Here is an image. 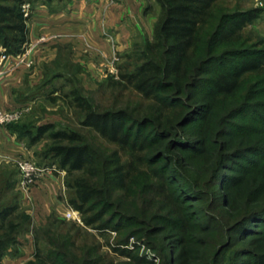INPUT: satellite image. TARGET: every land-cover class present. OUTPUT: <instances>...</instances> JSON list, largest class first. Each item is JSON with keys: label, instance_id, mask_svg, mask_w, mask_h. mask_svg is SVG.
<instances>
[{"label": "trees", "instance_id": "obj_1", "mask_svg": "<svg viewBox=\"0 0 264 264\" xmlns=\"http://www.w3.org/2000/svg\"><path fill=\"white\" fill-rule=\"evenodd\" d=\"M70 1L0 0V62L26 54L30 46L31 15L25 14L26 5L34 11L36 5ZM156 3L160 15L153 39L144 44L139 65L132 71L120 67L115 83V88L131 92L138 102L100 113L77 89L65 96L83 114L81 126L114 146L110 160H100L83 136L69 129L47 125L31 135L30 128L23 131L15 124L9 128L20 141L28 139V147L46 137L52 142L47 157L66 172V188L73 193L69 206L81 215L87 228L101 234L117 231L113 221H105L115 191L122 192L127 200L141 198L139 210L131 216L147 223L153 219L149 213L160 201L168 214V236L182 244L184 258L195 261L202 256L198 253L201 244L193 243V232L202 234L208 229L191 223V213L185 212L177 190L170 187V169L161 160L170 152L167 143L174 152L181 148L183 154L171 156V162L173 166H191L194 176L188 180L179 177L176 180L180 182L174 184H182L189 193L192 187L197 196L209 185L217 163L246 160L249 166L243 167L227 188H219L215 199L225 198L234 228L239 220H251V225L264 223V38L249 29L264 11L232 9L226 0ZM5 185L0 193L14 188L13 182ZM2 206L0 264L9 248L18 245L20 230L19 224L11 222L18 206ZM245 232L242 241L251 243L255 258L264 260V232L261 239H256L259 233L249 231V227ZM114 251L127 261L108 262L92 257L87 250L80 264L138 262L125 249ZM71 261L61 253L43 255L38 250L35 261L27 264H79Z\"/></svg>", "mask_w": 264, "mask_h": 264}, {"label": "rangeland", "instance_id": "obj_2", "mask_svg": "<svg viewBox=\"0 0 264 264\" xmlns=\"http://www.w3.org/2000/svg\"><path fill=\"white\" fill-rule=\"evenodd\" d=\"M226 1L232 9H262L264 11V0ZM41 6L43 5H36L35 9ZM24 11L26 15L30 14L32 17L33 11L29 5L24 7ZM151 12L152 15L155 14L152 9ZM159 15L160 11L156 16L157 21ZM249 29L253 34L264 38V15ZM152 39L142 35L122 54L115 50L113 60L109 66H106L107 68L102 65H93L92 58L88 54L84 56L83 63H77L76 53L69 47H58L54 62L35 63L34 50L37 45L45 43L42 40L34 44L30 43L26 54L20 56L25 58L22 64L19 57L3 59L0 67L9 62L13 71L23 68L26 74L31 76V85L27 86L22 93L32 101L29 100L25 107L18 110L21 112V118L14 124L22 127L23 131L30 128L31 135L36 133L38 127L47 125H54L59 130L75 131L83 136L85 143L91 147L100 160H110L115 150L114 146L103 141L92 130L81 126L83 114L65 96L77 89L100 113L113 111L114 107L116 109L125 108L126 103L133 104L137 99H134L131 92H122L115 88V83L119 81L120 67H126L129 72L139 65L140 51L146 41ZM23 144L29 156L21 160H29L44 171L46 170L42 181L51 177L52 182L60 185L61 188L57 192L52 213L47 216V212L40 204L34 205L30 198L26 197L31 185L24 183L18 166L14 163L13 171L16 176L13 178L14 180L20 178L22 192L17 191V188L1 192L0 205L18 206L11 222L19 224L20 230L17 236L18 245L9 248L2 264H27L35 261L38 250L43 255L61 253L70 261L79 264L83 253L87 250H90L92 257L103 258L108 262L127 261L118 257L114 251L115 248L128 251L138 260L135 264H258L257 261L259 263L264 261L255 258L251 243L242 241L247 233L245 229L248 227L249 231L254 232L255 230L259 233L255 236L256 239L263 238L260 234L264 232V223L251 225V220H239V226L234 228L230 223L226 204L224 205L225 198L215 199L218 197L217 190L227 188L232 180L240 176L242 168L249 166L246 160L235 159L226 164L217 163L214 166L215 170L211 172L212 177H209V185L203 189L204 192L201 195L197 196L191 192L192 187L189 188V193V190H186L182 184H174L180 182L176 180L179 177L188 180L194 176V173L191 166L179 163L180 166L178 164L173 166L171 156H180L179 154H183V151L178 148L174 152L170 143L166 144L170 152H165L161 163L170 169L169 176L173 179L170 187L177 190L185 212L191 213V223H196L197 227L202 229H208L202 234L193 232V243L201 244L198 253L202 256L193 261L184 258L182 244L178 243L176 238L168 236L167 229H170L166 224L168 214L167 210H163L160 201H158L159 204L155 203V208L149 213L153 219L147 223L142 218L131 216L134 211L139 210L141 198L127 200L122 197V192L115 191L112 207L105 221H113V226L117 231L101 234L95 229L87 228L82 222L81 215L69 206L68 202L73 193L66 188V172L60 171L56 165H53L50 157H47L52 142L46 137L33 147H28V139L23 140ZM254 158L250 156L249 159ZM5 186V183L3 185L2 182L0 183V189ZM170 190L173 189L170 188ZM198 198H203V201H198Z\"/></svg>", "mask_w": 264, "mask_h": 264}, {"label": "crops", "instance_id": "obj_3", "mask_svg": "<svg viewBox=\"0 0 264 264\" xmlns=\"http://www.w3.org/2000/svg\"><path fill=\"white\" fill-rule=\"evenodd\" d=\"M151 9L155 14L152 15ZM158 10L156 0H125L117 4H109L107 0H71L38 7L29 22V39L31 44L41 40L45 43L36 46L35 63L54 62L58 47H69L75 51L77 63H83L88 54L93 65L107 68L115 50L122 54L142 35L152 39ZM9 64L6 62L0 67V107L4 111H18L31 100L22 93L31 85V76L23 68L13 71ZM28 156L18 134L9 126L0 127L2 183L13 182L14 190L22 192L20 178H13L16 176L13 166ZM42 178L29 187L26 197L34 205L40 204L49 216L61 186L55 185L51 177L44 181Z\"/></svg>", "mask_w": 264, "mask_h": 264}, {"label": "built area", "instance_id": "obj_4", "mask_svg": "<svg viewBox=\"0 0 264 264\" xmlns=\"http://www.w3.org/2000/svg\"><path fill=\"white\" fill-rule=\"evenodd\" d=\"M125 0H107L109 4H117ZM19 60L22 62L25 61V58L19 57ZM21 118V112H7L1 109L0 107V127H7L11 124L16 123ZM18 169L23 178V181L27 185H33L36 180L45 175L46 170L38 167L36 164L32 163L29 160H20L17 162Z\"/></svg>", "mask_w": 264, "mask_h": 264}]
</instances>
